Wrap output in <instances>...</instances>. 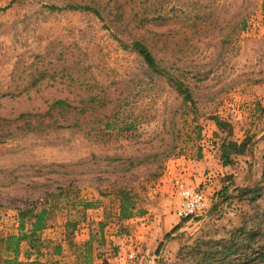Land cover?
Instances as JSON below:
<instances>
[{"label": "rangeland", "instance_id": "1", "mask_svg": "<svg viewBox=\"0 0 264 264\" xmlns=\"http://www.w3.org/2000/svg\"><path fill=\"white\" fill-rule=\"evenodd\" d=\"M118 1L128 19L138 0ZM83 2L0 0V89L9 84L15 64L27 66L44 56L45 64L59 65L66 58L80 70L83 82L79 90L78 83L69 86L66 78L44 81L20 97L0 98V118L44 114L57 100L82 108L80 95L86 85H91L97 98L94 110L78 115L72 128L27 132L16 128L20 122L0 127V238L18 233L19 210L47 208L48 227L40 234L42 263L82 264L81 238L96 234L90 264L96 260L109 264L104 257L106 243L102 247L98 243L100 222L104 236L134 235L133 228L120 229L122 221L114 217L117 194L125 190L144 211L133 217L138 219L135 225H142L143 240L152 238L146 243L132 239L131 247L128 242L136 258L126 259L124 248L120 256L124 254L126 264H182L181 248L199 236H223L239 225L244 214H251L231 198L183 231L175 228L167 237L162 233L165 217L179 225L186 223L174 216L178 198L173 176L167 173L174 171L172 162L219 158L226 133L217 129L212 118L230 127L229 140L251 138V151L235 157L231 167L236 173L228 171L193 188L203 192L211 208L224 185L232 190L262 183L264 0H162L156 5L161 20L149 22L144 29L131 27L132 34H145L161 66L189 88L194 105L183 104L175 89L150 72L135 51L123 48L93 14L47 8ZM129 35L119 36L129 43ZM52 56L56 62L49 61ZM55 119L52 122L66 119L74 124L70 116ZM107 119L112 122L109 130ZM125 122H133L135 129L126 131ZM84 204L90 208L83 209ZM253 211H264V196ZM57 244L60 254L53 253ZM110 248L111 256H119L117 245ZM25 249L23 245L20 250L22 261ZM31 254L35 259L36 254ZM6 256L0 243V262Z\"/></svg>", "mask_w": 264, "mask_h": 264}, {"label": "trees", "instance_id": "2", "mask_svg": "<svg viewBox=\"0 0 264 264\" xmlns=\"http://www.w3.org/2000/svg\"><path fill=\"white\" fill-rule=\"evenodd\" d=\"M86 2L80 4H72L64 7L47 6V8L54 11H85L93 14L102 22H104L107 29L112 31V37L118 41L123 48H130L135 51L142 59L147 69L153 74L165 79L182 97L183 104L194 105L192 93L189 88L178 78L169 74L165 67L161 66L153 53V48L145 41V34H132L133 28L144 29L149 22L162 19V14L156 8V5L162 0H130L135 5L130 9V15L126 19L123 15V8L118 0H83ZM126 1V0H125ZM141 1V2H140ZM130 34L129 43L119 35ZM129 35V36H130ZM138 35L137 37H135ZM46 56L40 62H33L27 66L18 62L14 65L10 72V81L5 88L0 89V98L20 97L30 90L38 87L42 82H55L56 80L66 78L69 81V86L72 83H78L81 89L83 82H81L80 70L69 65V61L65 58L59 65L52 62L44 63ZM57 61V57H50L49 61ZM85 81V79H83ZM80 81V82H79ZM83 96L80 95V103L84 106L78 108L72 106L65 100H57L48 105L44 114L35 113H21L14 120H7L0 118V127L5 125L10 126L11 123H18L17 129L27 132H40L47 129H64L72 128L77 125L76 118L78 115H85L94 110L96 96L93 93L91 85H86L83 91ZM114 111V110H113ZM113 115V113H112ZM66 118L70 116L73 118L74 124H68L67 120L53 121L55 117ZM48 119L47 123L44 121ZM218 130L226 133L221 139L219 147V158L223 166H231L234 164L235 157L249 154L251 151V138L245 137L242 141L237 142L229 140L231 136V129L219 118H212ZM110 119L106 120L105 129H110L112 122ZM124 129L131 131L135 129L133 122H125ZM9 128L7 129V131ZM6 131V130H5ZM199 135V129L196 131ZM262 183L259 185L234 187L232 190L229 185H224L222 189L216 194V202L212 204L207 212V215L200 218H194L192 221H201L207 217L213 210H216L219 205L226 204L230 199H235L237 202L243 204L244 207L251 211V214H244L241 217L239 225L231 228L226 234L220 237H211L203 235L197 237L187 246L180 250V260L182 264H264V211L259 213L254 212V208L258 206V202L264 196V168L261 173ZM118 197V215L119 221L128 220L136 215H142L143 210L137 208V204L133 197L125 190H120ZM90 208L89 204H84L83 209ZM50 216V211L47 208L38 209L36 206H30L18 211V233L11 234L5 238H0V243L4 245L6 257L1 260L0 264H49L48 262L40 261L39 253L41 247L40 234L48 227L47 222ZM115 216V215H114ZM188 221V220H186ZM72 229L74 224H70ZM104 224H99V246H104L105 237L103 235ZM168 235V234H167ZM166 235V237H167ZM96 240V234H90V237L81 245L83 251L82 264H90L92 258L93 242ZM23 245H26L25 260L19 259L20 250ZM36 254L35 259H31V253ZM54 254L61 253V245L57 244L53 248ZM101 254H96V258H100Z\"/></svg>", "mask_w": 264, "mask_h": 264}, {"label": "crops", "instance_id": "3", "mask_svg": "<svg viewBox=\"0 0 264 264\" xmlns=\"http://www.w3.org/2000/svg\"><path fill=\"white\" fill-rule=\"evenodd\" d=\"M200 161H185L183 159L173 161L172 162V165H173L172 169L174 170V171H172L173 177H177V178L182 179L187 185H190V186L193 185L194 187H198L203 181H204V183L205 182L211 183L212 182L211 179L216 178V177H222L224 175V173H226L228 171H229V174L236 173V170L233 171L232 170L233 167H231V166H223V165L217 166V163L218 164L220 163L218 157L217 158L215 156L205 157L203 160H200ZM203 173H206L205 179L202 178ZM170 180H171V178L169 177V182H170ZM175 195L178 198L176 193H175ZM177 204H179V198H178ZM117 215H118V210H117V213L114 217H117ZM174 216H176V214ZM168 217H165L163 219L162 233L164 235L172 232L173 229H175V228L178 229L179 232L183 231V229H186L190 225V223L192 222V220H188V221H186V223H182L179 225L177 220H175L173 218L169 219ZM137 221H138V219L131 218L128 220H124L119 224L120 229L127 230V229H129V227L133 228L134 229V231H133L134 235L133 236H125V235H117V236H109V237L104 236L106 238V250L104 252L105 253L104 257L106 256V262H108L109 264H126V261L124 260V257H123L124 254L122 257L120 255L119 256H111V254H110V251H111L110 247L111 246L117 245L118 247H121L122 251H123L124 248L126 250L129 249L128 242H131L132 239L140 240L141 241L140 243H142L143 241H144V243H146L147 239L149 240L148 237H146L147 239L143 240V238L145 236L144 232H143V228H142V225H139V226L135 225V223ZM183 226H184V228H183ZM151 235H153V233H150L149 236H151ZM173 235L174 234H172V236ZM151 239L152 238H150L149 241H151ZM81 241H82L81 243H83L85 241V236H82ZM164 257H165V259H168V257H170V255H164ZM99 263H100V261H97V260L92 262V264H99ZM148 263H152V261L148 262ZM130 264H132V263H130ZM137 264H142V262H137Z\"/></svg>", "mask_w": 264, "mask_h": 264}, {"label": "built area", "instance_id": "4", "mask_svg": "<svg viewBox=\"0 0 264 264\" xmlns=\"http://www.w3.org/2000/svg\"><path fill=\"white\" fill-rule=\"evenodd\" d=\"M167 173L169 176H173V173L170 170H168ZM173 187L179 198V204L175 211L178 220H193L194 218H200L207 215L210 203L201 190L187 185L182 179L177 177H173ZM130 244L131 243L129 242V246L131 247ZM121 252L122 248L118 247V254L122 255ZM124 253H126L125 257L129 261L136 258V252H134V250L127 249Z\"/></svg>", "mask_w": 264, "mask_h": 264}]
</instances>
